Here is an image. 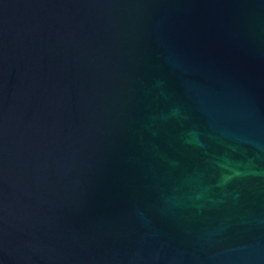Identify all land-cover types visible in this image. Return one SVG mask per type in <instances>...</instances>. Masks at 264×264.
I'll list each match as a JSON object with an SVG mask.
<instances>
[{"label": "water", "instance_id": "1", "mask_svg": "<svg viewBox=\"0 0 264 264\" xmlns=\"http://www.w3.org/2000/svg\"><path fill=\"white\" fill-rule=\"evenodd\" d=\"M0 264H264V0H0Z\"/></svg>", "mask_w": 264, "mask_h": 264}]
</instances>
